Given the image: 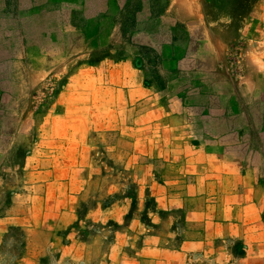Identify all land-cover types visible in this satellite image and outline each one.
<instances>
[{"label": "rangeland", "instance_id": "obj_1", "mask_svg": "<svg viewBox=\"0 0 264 264\" xmlns=\"http://www.w3.org/2000/svg\"><path fill=\"white\" fill-rule=\"evenodd\" d=\"M242 3L0 0V264H218L203 244H225L212 230L232 188L193 187L210 179L197 145L226 130L211 108L247 110L228 142L264 147V94L241 91L263 84L244 74V57L264 69V43L241 39L210 59L203 30L241 22ZM121 60L152 89L137 93L153 98L148 124L113 121L103 67ZM163 104L182 116L170 126L178 145ZM243 241L229 239L231 264Z\"/></svg>", "mask_w": 264, "mask_h": 264}, {"label": "crops", "instance_id": "obj_2", "mask_svg": "<svg viewBox=\"0 0 264 264\" xmlns=\"http://www.w3.org/2000/svg\"><path fill=\"white\" fill-rule=\"evenodd\" d=\"M241 11V22H226L225 28L219 26L218 30H206L203 24L205 28L203 33L207 36L206 41L211 44V52L207 57L216 60L225 58L230 44L241 39H245V48H250L251 44L259 46V44L264 43V0H243ZM249 53L250 51L244 57V74L251 77L264 76V69L251 62L255 56H251ZM257 58H261V56L258 55ZM103 69L104 76L107 78L106 88L113 92V99H109L107 105L113 107V121L115 123H133V121L141 123L154 115L156 110L153 98H147V95L152 94V89L146 88L142 80L138 79L137 74L140 73V69L133 68L130 61L122 60L115 62L113 65L105 62ZM131 72L136 77L133 78ZM261 78L263 84L258 87L246 84L241 86V91L244 92L243 94L247 98L262 99L264 78ZM137 93H144V96L147 97L138 98ZM138 104L142 105L144 109L136 112ZM169 105L163 104L166 114L162 116V121L169 127L167 130L170 138L178 140V142L176 140V143L174 142L178 145L183 137L180 135V131L175 132L174 127L170 130V126L171 123L173 124L172 118L175 123V121H180L182 116L178 113L171 114L169 108H166ZM171 106H173L172 102ZM210 111L212 113L209 116V121L225 123L227 127L221 133L210 131V137L215 140L210 146L202 148V143H200L201 146L197 145L199 151H202L197 163L209 173L210 179H195L192 181V185L195 188L216 186L232 189H229L225 195L217 199L216 205L219 210L216 212L213 222L212 235H219L225 240V244L216 246L213 241L205 242L203 244L205 250L203 251L215 252L218 264H231L228 251L233 250L231 249V243L228 242L229 239L233 240L239 237L244 240L242 249H245V253L241 255L236 264H264V147H251L249 144L242 142H228L229 136L236 133L240 126L244 127V124L249 121L247 116L249 114L245 112L247 110L241 109L228 116L218 115L217 110L214 111L211 108ZM124 112H126L127 117L124 116L122 119ZM73 117L78 118L80 116ZM150 121L146 120V124ZM175 133H177L176 136H174ZM221 174H229L231 177L220 178L223 176ZM210 196L213 197V195ZM213 198L216 199V197ZM214 199H210V201H214ZM38 248V246H34L33 250L36 251ZM35 257L36 255L31 257V264H35ZM19 264H24V261L21 260ZM155 264L173 263L157 261Z\"/></svg>", "mask_w": 264, "mask_h": 264}]
</instances>
